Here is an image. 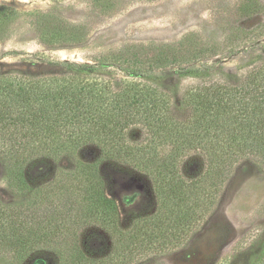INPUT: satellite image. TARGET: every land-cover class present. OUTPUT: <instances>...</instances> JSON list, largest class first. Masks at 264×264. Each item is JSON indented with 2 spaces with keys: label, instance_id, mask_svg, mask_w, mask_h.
<instances>
[{
  "label": "trees",
  "instance_id": "1",
  "mask_svg": "<svg viewBox=\"0 0 264 264\" xmlns=\"http://www.w3.org/2000/svg\"><path fill=\"white\" fill-rule=\"evenodd\" d=\"M189 46L184 40L164 53L135 55L129 81L90 79L93 67L71 64L54 76L0 73L3 183L24 199L0 205V264H46L48 257L55 264H134L164 255L217 206L237 165L264 168V59L240 75L205 71L204 84L183 95L188 112L180 119L173 93L153 74L176 67L179 49ZM87 145L99 151L92 162L52 180V190L33 189L28 170L37 160L57 162ZM191 153L203 157L204 169L188 178L180 165ZM104 163L146 178L156 209L125 221L99 174ZM88 229L101 231L108 246ZM256 264H264V249Z\"/></svg>",
  "mask_w": 264,
  "mask_h": 264
},
{
  "label": "rangeland",
  "instance_id": "2",
  "mask_svg": "<svg viewBox=\"0 0 264 264\" xmlns=\"http://www.w3.org/2000/svg\"><path fill=\"white\" fill-rule=\"evenodd\" d=\"M184 40L190 46L179 49L181 62L153 74L173 93L170 102L180 119L188 112L183 95L204 84L205 71L240 75L264 59V0H0V73L54 76L71 64L93 67L87 72L90 79L129 81L126 74L135 67V55L164 53ZM191 45L197 51L192 60ZM188 70L200 78L185 76L182 71ZM98 153L87 145L57 162L39 159L28 170V180L35 190L74 173ZM4 169L0 158V205H13L24 199L3 183ZM180 169L194 177L203 171L204 159L191 153ZM99 172L107 195L125 212V221L156 209L149 181L135 170L104 163ZM55 183L46 188L52 190ZM87 231L93 241L108 246L101 231ZM263 249L264 168L247 161L236 166L217 206L173 251L134 264H256ZM48 259L46 264H55V258Z\"/></svg>",
  "mask_w": 264,
  "mask_h": 264
}]
</instances>
